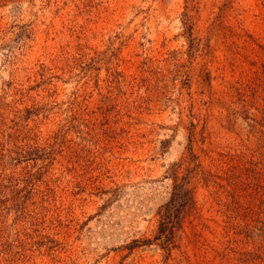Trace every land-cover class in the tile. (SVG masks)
<instances>
[{
  "label": "rangeland",
  "instance_id": "374dc122",
  "mask_svg": "<svg viewBox=\"0 0 264 264\" xmlns=\"http://www.w3.org/2000/svg\"><path fill=\"white\" fill-rule=\"evenodd\" d=\"M0 264H264V0H0Z\"/></svg>",
  "mask_w": 264,
  "mask_h": 264
},
{
  "label": "trees",
  "instance_id": "16d2710c",
  "mask_svg": "<svg viewBox=\"0 0 264 264\" xmlns=\"http://www.w3.org/2000/svg\"><path fill=\"white\" fill-rule=\"evenodd\" d=\"M189 191L183 184H175L169 200L163 205L158 223V237L163 236L165 242L170 240L175 229L180 226V212L189 201Z\"/></svg>",
  "mask_w": 264,
  "mask_h": 264
}]
</instances>
